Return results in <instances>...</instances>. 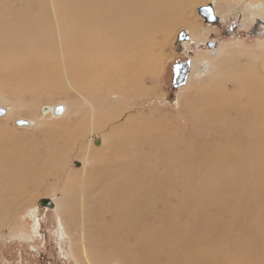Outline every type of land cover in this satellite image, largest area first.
I'll return each instance as SVG.
<instances>
[{
	"label": "bare ground",
	"instance_id": "1",
	"mask_svg": "<svg viewBox=\"0 0 264 264\" xmlns=\"http://www.w3.org/2000/svg\"><path fill=\"white\" fill-rule=\"evenodd\" d=\"M168 1L0 0L1 85L17 101L37 100L45 85L69 86L74 93H64L84 104L61 145L45 138L46 161L37 142H8L15 137L0 126V229L47 190L43 182L63 176L76 151L85 168L54 204L79 221L88 264H264V74L222 71L217 83L233 81L237 91L220 86L194 97L190 129L139 114L147 92L138 80L157 69L150 46L156 53V36L179 28L197 2ZM257 1L254 21L264 22ZM224 7L230 16L231 4ZM185 27L188 43L197 42L196 24ZM198 63L191 71L202 74L209 63Z\"/></svg>",
	"mask_w": 264,
	"mask_h": 264
},
{
	"label": "rangeland",
	"instance_id": "2",
	"mask_svg": "<svg viewBox=\"0 0 264 264\" xmlns=\"http://www.w3.org/2000/svg\"><path fill=\"white\" fill-rule=\"evenodd\" d=\"M216 1L220 4H218L219 6L217 5V9L220 12L225 8V3L231 4V7L235 9L237 2H233L238 0H197L194 6L192 5L191 10L188 13L186 12V16H183L182 20L185 21L183 23L184 25L182 23L179 24V28L176 30L170 28V31L166 33L168 36L165 35V33L156 36L155 42L157 46L155 49L157 51L155 50L156 53L151 52L150 46L149 55L151 54L155 58L157 69L155 67L154 74L146 75L142 82L138 80V82L143 84L145 92H147V96L139 100V114H153L157 119L156 121L160 124L166 120L167 122L165 125H179L180 128L185 127L190 129L191 122L187 117L186 111L192 101L200 98L199 96H201L204 91L210 90L211 88L217 90L220 86H224L228 94L237 91L236 86L233 85V81L223 80L222 85L221 83H217L218 77H221L222 71H227L229 73L243 71L256 74V70H258L261 71L260 73H262V75L264 74V40H250L246 37H242L241 39L220 40L219 36L222 33L221 31L216 30L215 32V29H210L203 25V27L206 28L205 32H207V34L204 35L198 31L199 36L196 40L197 42L183 45L187 50L182 56H189L192 64L194 61L199 64L198 62L203 59H206L209 64L205 71L203 70V73L201 71L202 74L191 72L183 86L177 89L172 88L173 66L176 64V58L178 59V56L181 55H177L174 49V42L177 34L181 30H185V26H190L192 23L196 24V26L201 29L203 18L197 9L200 5H207L210 2ZM247 1L248 0L240 2V6L244 4L242 9L244 11L246 10L244 12L246 20H244V15L242 16L240 14L239 23L244 22L242 26H244L245 30H248L249 26L252 25L251 22L255 20V12L252 7L253 0H251L250 6L247 5ZM168 2H170V0ZM170 11L169 9V14L167 15L171 14ZM209 39H217L219 42L218 51L215 56H208L207 51L203 47L205 42ZM227 55L231 56L232 59L229 62H224L222 59ZM213 63L216 65V76L214 74L215 68ZM249 66H253V69L251 71H246ZM255 78V75H250L249 81ZM67 91L74 93L73 91L75 90L71 89L69 86L62 88L61 86L52 87V85H45L40 88V91L36 94L37 100H35L32 95H26L23 99L17 101L16 97H13L11 89L4 88L0 83L2 107L8 109L10 112H7L6 116L0 118L1 128L7 131L1 132L9 133L13 137L16 136L18 138L28 137L29 141L37 142L38 146L35 150L37 158H41L42 161L48 160L49 153L46 148L47 139L45 138L57 137L61 145V140L73 130L68 126V123L69 120L74 118V110H78V108L82 109L84 105L83 102L64 93ZM239 92L242 93L241 90ZM71 93L70 95H72ZM194 97L196 98L194 99ZM225 98L227 99L228 97L226 96ZM227 101L228 100H226V102ZM58 104L67 106L66 116L63 118H56L51 112L47 114L43 113L42 109L44 107L56 106ZM200 111L202 112L203 110ZM18 119L34 120L35 126L31 128L17 127L14 122ZM55 127L63 132L56 131ZM16 137L13 139H5L3 134L0 133V140L3 138L8 142L16 144L25 142ZM76 141L78 143V138L73 141V143L76 144ZM74 148H77V144ZM69 153L73 154V152ZM76 154H78V152L75 151L74 155L66 159L67 161L65 160L68 165L65 168L66 171L63 176L60 178L61 180L56 177L48 178L42 183L43 188L47 190L41 191V193L36 196L28 197L15 213L16 219H10L9 222L11 224L9 223V225L1 227L0 264H88L85 257L86 252L83 250L84 248H88L85 247L84 240L81 239V232L76 228L77 225H79V221L76 220L78 223L74 224L75 220H68L72 211L66 208L58 212L54 204L55 199L56 201H63L61 196L63 195L66 182L69 180L71 174H80L85 168L83 166V159L77 158ZM79 178H81L80 175L75 177V179ZM44 199L50 200L55 206L54 209L40 207L39 202ZM27 212L30 213V215ZM189 215L190 214H188L187 217ZM61 219L65 221L66 226L64 230L60 227ZM184 221L185 224L188 222L186 218ZM110 263L117 264L114 259H112Z\"/></svg>",
	"mask_w": 264,
	"mask_h": 264
},
{
	"label": "flooded vegetation",
	"instance_id": "3",
	"mask_svg": "<svg viewBox=\"0 0 264 264\" xmlns=\"http://www.w3.org/2000/svg\"><path fill=\"white\" fill-rule=\"evenodd\" d=\"M242 1H244V0H238V1L233 2V3H236V2L237 3L235 5V9H234L233 13L230 16L229 15L224 16L221 13V11L217 12L216 6L214 5V3L210 2L207 5H205L206 7L209 5L213 6L215 16H216V21L215 22H208L207 17L201 15L203 18L202 27H201V29H199L201 34H204V35L207 34V32H205L206 28L203 27V25H204L205 27H209L210 29H215V32H216V30L221 31L222 32L221 35L219 34L220 40H222V39L223 40L241 39L242 37L249 38L250 40H253V39L264 40V22L263 21L256 20V21L251 22L252 25L249 26L248 30H245L244 26H242L244 24V22L239 23L240 22L239 21L240 14L242 16L244 15V20H246V15L244 13L246 10L244 11L242 9L244 4L242 6H240V2H242ZM249 1L250 0H248L246 2L247 5H249ZM186 33H187V36L190 38V41H191L190 34L187 31H186ZM176 38H177V36H176ZM190 41H188V42H190ZM175 42H176V40H175ZM175 42H174L175 53H177V55H180V54L181 55L178 56L179 57L178 59L176 58V64L173 66V70H172V72H173L172 88L173 89L180 88L181 86H183L186 83L190 73L192 72L191 68L193 66L192 62L190 61L191 58H189V56L188 57L182 56V54L185 53L187 50L186 48H184L183 45H184V43H188V42H184V43L182 42L179 47H177L175 45ZM218 46H219V42L217 39H209L203 45V47L207 51L208 56H215L217 54V51H218ZM185 65H187L186 73H184L182 71L183 68L185 67Z\"/></svg>",
	"mask_w": 264,
	"mask_h": 264
},
{
	"label": "water",
	"instance_id": "4",
	"mask_svg": "<svg viewBox=\"0 0 264 264\" xmlns=\"http://www.w3.org/2000/svg\"><path fill=\"white\" fill-rule=\"evenodd\" d=\"M198 12H199L200 15L207 17L208 22H215L216 21L215 12H214V8H213L212 5H209L207 7L206 6H201L198 9ZM188 41H190V38L187 36L186 31L185 30H181L178 33V35H177L175 45L177 47H179L182 42H188ZM202 70H203V67H200L198 72H201ZM182 71L184 73H186L187 65H185V67L183 68ZM7 111H8L7 109H5L4 107L0 106V118H3L4 116H6L7 115ZM42 111H43V113L47 114V113L50 112V109H49V107H44L42 109ZM51 113H53L54 117H56V118L61 117L65 113V106L61 105V104H58V105H56L54 107V109L52 110ZM14 124L17 127H20V128H29L32 125L31 122L29 120H26V119H18V120H16L14 122ZM39 206L40 207H46V208H49V209H54V207H55L54 204L48 199L40 200Z\"/></svg>",
	"mask_w": 264,
	"mask_h": 264
}]
</instances>
